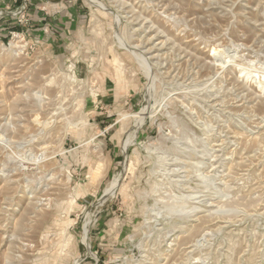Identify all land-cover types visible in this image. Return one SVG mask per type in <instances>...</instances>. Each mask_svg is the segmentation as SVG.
I'll return each instance as SVG.
<instances>
[{
  "label": "rangeland",
  "instance_id": "1",
  "mask_svg": "<svg viewBox=\"0 0 264 264\" xmlns=\"http://www.w3.org/2000/svg\"><path fill=\"white\" fill-rule=\"evenodd\" d=\"M0 264H264V0H0Z\"/></svg>",
  "mask_w": 264,
  "mask_h": 264
}]
</instances>
